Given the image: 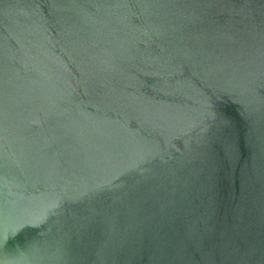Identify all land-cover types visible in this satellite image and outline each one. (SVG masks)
<instances>
[{"label": "water", "instance_id": "1", "mask_svg": "<svg viewBox=\"0 0 264 264\" xmlns=\"http://www.w3.org/2000/svg\"><path fill=\"white\" fill-rule=\"evenodd\" d=\"M0 264H264V0H0Z\"/></svg>", "mask_w": 264, "mask_h": 264}]
</instances>
